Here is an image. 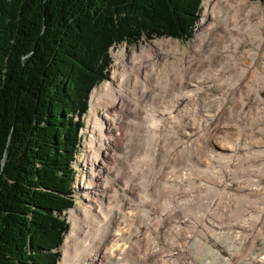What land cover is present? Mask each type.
Instances as JSON below:
<instances>
[{
	"label": "trees",
	"instance_id": "16d2710c",
	"mask_svg": "<svg viewBox=\"0 0 264 264\" xmlns=\"http://www.w3.org/2000/svg\"><path fill=\"white\" fill-rule=\"evenodd\" d=\"M201 1L0 0V264H58L81 115L109 48L189 39Z\"/></svg>",
	"mask_w": 264,
	"mask_h": 264
},
{
	"label": "bare ground",
	"instance_id": "6f19581e",
	"mask_svg": "<svg viewBox=\"0 0 264 264\" xmlns=\"http://www.w3.org/2000/svg\"><path fill=\"white\" fill-rule=\"evenodd\" d=\"M226 1H230V0H226ZM236 1H239V0H236ZM233 2L234 3H231L229 6L221 7L218 5L219 2H214V0H206L204 4V8H203V19L204 20L201 23L200 31L202 32L203 29L207 28V25H208V23L206 22L207 17H209V19H212V18H214L215 20L217 19L218 24H220L221 26L223 25L227 26V28H230L232 30H242L243 27L242 25H239V24L242 23V21L245 18L253 19L252 13L257 8V6L249 8L248 11L245 7L244 10L241 11L239 10L240 6H238L237 2H235V0ZM244 3H246L245 0L241 2V4H244ZM209 27H211V25L208 26V29ZM241 34H245L244 31H242ZM261 35L264 37V34L261 33ZM244 37H249V36L244 35L243 38ZM214 38L216 37L214 36ZM239 40L240 38L237 39V37L231 38L228 41V43L226 42L227 44H229L228 46L226 43L223 45V48L222 50H220V53H219L220 56L224 55L225 58L227 59L226 57V54H227V56H230V58L225 63L218 62L219 66H222V67L227 66V68L230 70L231 68L230 63L233 57V53L235 52L234 50L236 46L233 44L238 42ZM172 43H173V40L172 41L167 40L164 43H158V44L153 42L152 45L150 46L148 45V46H145L144 48H140L139 51L133 50L131 52V55H130L131 59L128 64L124 62L125 55L127 53H125L124 51L125 48H123L121 52L116 53V56L118 55L117 57L118 62L115 63L114 70H113L114 72L112 74V79H118V86H114L113 83L111 82V86L109 87V90L105 91L100 98L99 97L94 98L92 102V107H91L92 97L97 87L94 88L93 90V93H92L93 95L91 96V101H90V110H91L90 115L92 117L89 121L92 123V132L88 140L89 159L88 161L84 162L86 169L83 172V177H84V173L88 174V180L86 181V184H83L84 186H82L83 191L85 192V196L83 197L84 205H83V208H81V214L83 215L79 218L74 217L75 223L73 226L74 227L73 232L70 236L69 241L67 242V250L65 251L64 257L62 255V259H63L62 264H143L142 262L140 263V260H141L140 256L136 255L135 253V251L140 250L141 247L148 249V253H147L148 254L147 256L148 264H237L236 263L237 260H233L232 257L230 258L225 257L221 252L214 250L215 248L213 249V246H212V249L210 248L211 246L209 245V242H210V237H211L210 235L212 234V232L209 230L208 225L204 226L203 220L207 222V217H210V216L213 217L215 215L208 213V211L205 214H196V215L194 214L193 215V214H186V212L189 213L191 208L187 209L185 213L182 212L183 214L182 217L179 215L180 218H182L183 220L186 217L188 218L193 217L195 221L191 223L189 222V219H187L186 221L190 223L188 225H183V226H181L180 224H178L177 226L174 225L176 226V229L179 231V235L174 236L173 232H171L170 234H172V237L174 238H171L170 240L161 237V234L163 232L167 233L169 231L170 226H166L167 229L164 231H161V229H159V226H161L162 228L164 226V222L166 221V219H168L169 221V219L175 220L178 217L175 206H172L175 204L177 205V203H175V200H177L178 198L177 199L175 198L178 195H180L179 198L185 197V195L188 193V190H190V193H189L190 198H188V200H191L192 198L199 195L196 192L198 190L194 186L195 184H192V187L190 188L188 187V189L186 190L182 189L183 186L179 188L178 186H176V184L187 185L188 183H184L186 179H189L190 180L189 182L193 180V177L187 176V174L197 173L200 166L199 168H196L193 165H191L190 162H186L185 167L181 166L180 168L177 169L178 172L176 171V169L172 171L170 170L167 171L165 169L166 167L168 168L170 166L171 160L176 158V154H175L176 152L174 151V149L176 147L184 148L183 143L177 142L174 144L173 147L169 148L167 150L168 155L166 156V159L163 162H161V159H160V167L157 166V159L160 158L161 153L166 150L165 146L168 143L167 139L169 138V134H168V130L166 127H172L174 124L178 122L179 119L177 121L172 120L171 117L174 116L172 114H176V111L178 110L180 111L181 109L183 111V107L185 108L186 105H188L189 103H192L191 101L197 96L199 90H201L205 86H209V85L211 86L217 80V78L227 74L224 71V69H227L225 67L222 70L221 76L214 74V73H217L216 68L218 67L216 68H214V66L212 67L211 66L212 63L210 64L209 62H213L216 60L211 59V57L210 58L206 57L205 56L206 54H204V51L200 48L196 49V52L198 53L197 55H199V59L194 65H193L194 57L193 58L189 57L188 63L186 64H184V61L182 59H174L176 63L175 62L172 63V61L170 62L169 59H167L169 58L168 55H166V57H163L162 54H163V51L166 48L168 49L169 45ZM128 49L130 48L128 47ZM178 50L179 48H176L174 50V53H176ZM178 52L180 53L181 50H179ZM166 53L169 54L168 50L166 51ZM177 53L174 55H177ZM121 60L123 62L120 66ZM203 67H206V68L202 69ZM195 72L201 73L202 78L197 79V81L191 82V86H195V88L192 87L194 94L192 93L187 94V101L185 103H182V105L179 107L181 103L179 102L180 104H176L173 100L176 97L183 94L181 93V89L178 88L177 84L181 83L184 77H186L187 79L190 78L191 75ZM119 75L122 77H119ZM170 75H172L173 78ZM108 78H109V75H108ZM169 95H171L170 100H168ZM193 104H194V101H193ZM167 108H169L170 110H169V113L166 115L163 111L166 110ZM172 110H175V111L174 113L171 114ZM192 113H193V109H192ZM133 115H137V116H133ZM207 116L209 117H207L204 121H196L195 119L196 122H185L184 121L183 123H181V125L187 127V129L190 131L192 135H195L198 133L200 134V132H202L203 129H207L206 131L210 133L212 132L214 135V133L217 132L216 124L213 123L212 125H210V123L211 121L214 122L215 113L213 114L208 113ZM157 117L163 121L162 123L163 126H162L161 131L156 132L153 141H150L149 138H147V133L149 130L147 127L148 125L155 126V124L152 125V123H150V119L157 118ZM131 126L134 129H130L132 128ZM135 127H139L140 142L138 143H133L137 140ZM79 133H81L80 130H79ZM240 137L242 136L240 135ZM244 145L246 146V144ZM110 148H111L112 157L110 156L108 152ZM245 148H242V152L238 154L239 147H237L236 149L232 147L231 149L232 154H230V156H234L240 159V157L243 154L247 153ZM212 151L214 152V154L210 155L211 157H208L206 159L207 161L205 162L203 169L200 170L208 175L210 174V171L211 173L212 172L215 173L221 169L222 170L225 169V167H228V163L230 161V160L225 161V159H218L219 155L223 156L224 149L222 150V147H219L215 151L214 150ZM147 154H148V159L145 160V156ZM130 155L132 157H129ZM116 156H118V160L124 161L126 163L123 167H121L118 163H115L113 161V157H116ZM192 156H193L192 151L189 150L188 159L190 160ZM179 157L182 158V155H179ZM108 160H111L110 164H108ZM112 163L113 165H116L119 168V171L117 172L116 176H119L120 177L119 179L122 182L120 185L121 190L119 189L117 191V193H119L118 198L115 197L116 192H114L113 185L112 183H110V171L109 170L112 166ZM236 163L237 162H235V164ZM106 164L110 166L106 168L107 166ZM207 167H208V171H207ZM210 167H213V168L210 169ZM175 171L177 172V174L173 175ZM243 171H240V172H243ZM204 175H202L203 178H204ZM101 177H103L104 179L103 183H101L102 182ZM142 179H145V180L142 181ZM161 179L165 181L164 183L171 184L169 186L173 185L172 189L175 188L174 191L172 190L174 192L173 197L170 196L172 200L170 205L169 204L167 205V202L170 201L168 198L169 196L166 197L167 196L166 195L163 198H159V194L165 188L164 186L165 184L163 185V183L161 184L159 182ZM157 181L158 183H155ZM93 184H96L97 186L95 187ZM202 186H205V185H202ZM208 192H209V189H208ZM224 194H225V191H224ZM181 195H184V196H181ZM199 198H200V195H199ZM222 198H225V197H222ZM211 200H213L214 202V199H211ZM200 204H203V203H200ZM247 205L249 207V204ZM74 207L70 209V213ZM191 207H193V205ZM156 210H160V212L157 214L158 211L156 212ZM240 213H238V215ZM215 218H217V216ZM238 220L232 224L237 226V224L238 223L240 224V221H241V220L240 221ZM173 222L175 223L177 221H173ZM130 225L136 226V230L134 231V233H136L139 236L140 240H142L141 242L134 241L137 239L134 238L135 236H134V233L130 229ZM263 225H264V220H263ZM71 226L67 234L70 233ZM188 229H190L191 232L188 231ZM253 230H254L253 228L249 229L248 235L251 236V232ZM257 233H261V228L257 230ZM67 234L66 236H68ZM142 237H146L147 239L142 238ZM119 243H121V245ZM242 243L244 242L242 241ZM132 244H134V246H132L128 251H126V245H132ZM219 244L220 243H216V245L218 246ZM262 248H264V244L262 245L261 249ZM174 250L179 251L178 259H175L176 257L172 256ZM229 250H230L229 248H226V251H228V255L231 256L233 251L230 253ZM255 253L257 254L249 257L250 259L247 262V264H251V262L257 258H264V254L263 255L261 254L262 252L255 251Z\"/></svg>",
	"mask_w": 264,
	"mask_h": 264
},
{
	"label": "rangeland",
	"instance_id": "374dc122",
	"mask_svg": "<svg viewBox=\"0 0 264 264\" xmlns=\"http://www.w3.org/2000/svg\"><path fill=\"white\" fill-rule=\"evenodd\" d=\"M233 1L234 0H230V1L214 0V2H219L218 5L221 7L222 6H229L231 3H234ZM243 1L244 0H239V1L235 0V2H237L238 6H240L239 10L243 11L245 7H246L247 11L249 10V8L254 7V6H257V8L252 13L253 19L245 18L242 21V23L239 24V25H242V27H243L242 30H232L230 28H227V26H224V25L221 26L220 24H218L217 19L216 20L214 18L209 19V17H207L206 18V22L208 23L207 28L203 29L204 31L202 30V32H201L200 26H201L202 21L204 20L203 19V8H204V4L206 2V0H202L200 5H199V8H198L199 9L198 20L196 22L194 32L189 39L180 40V39L170 38V37L146 39L145 37H143L141 40L136 41L135 43L129 44L127 42H123L120 44H115L114 46H111L109 48L111 62L108 66L107 76L104 80H102L101 82H98V84L92 88V90L89 93V97H88L87 110L84 113H82V115H81L82 125L78 129L79 145H78L77 153L75 156V160L72 162V166L74 167V170H75L74 179H73V195H72L73 196V207L77 204L78 205L75 206L76 208L75 207L73 208L71 213L69 211L71 208H69V209H66L65 214H62V216L65 218L66 222L68 223V227H69V228H67L66 234L69 232L71 224H72V226H71L70 233L67 234L68 236H66V234H65V236H66V237L64 236L65 240L63 239L62 244L60 246L61 254L59 257L58 264H62V262H63L62 255L64 257L65 251L67 250V242L69 241L70 236L73 232V228H74L73 226L75 223L74 217L79 218L83 215V214H81V208H83V205H84L83 197L85 196V192L83 191L82 186H84L83 184H86V181L88 180V174L84 173V177H83V172L86 169L84 162L88 161V159H89L88 140H89L90 134L92 132V123L89 121L92 117L90 115V113H91L90 101H91V96L93 95L92 92H93L94 88L97 87V89L94 92V95L92 97L91 107H92V102H93L94 98H97V97L100 98L105 91L109 90V87L111 86V82L113 83L114 86H118V79H112V74L114 72L113 70H114L115 63L118 62V58H117L118 55L116 56L117 52H121L122 49L125 48L124 51L127 54L125 55L124 62L126 64H128L130 62V59H131L130 55H131V52L133 50L139 51L140 48H144L145 46H148V45L150 46V45H152L153 42L158 44V43H164L167 40H170V41L173 40V43L169 45L168 49L166 48L163 51L162 56L166 57V55H168L169 58H167V59H169L170 62L172 61V63H174V62L176 63V61L174 59H182L184 61V64H186V63H188L189 57H191V58L194 57V60H193V65H194L197 62V60L199 59V55H197L198 53L196 52V49L200 48L204 51V54H206L205 55L206 57H208V58L211 57V59L216 60V61L209 62V63L210 64L212 63L211 66L212 67L214 66V68L218 67V68H216L217 73H214V74L221 76L222 70L224 69V67L227 68V66H223V67L219 66L218 62L225 63L230 58V56H227V54H226L227 59L225 58L224 55L220 56V54H219L220 50H222L223 45L226 42L228 43V41L231 38H235V37H237V39L240 38V40L238 42L233 44L236 46H235V50H234L235 52L233 53V57H232L231 63H230L231 68H230V70L228 68H227L228 70L224 69V71L227 74L217 78V80L211 86L210 85L205 86L201 90H199L197 96L194 98L195 100L193 99L191 101L192 103H189L188 105H186L185 108L183 107V111H182V109L180 111L178 110V111H176V114H172V113H174L175 110L171 111V114L174 115L173 117H171L172 120H176V121L178 119L179 120L172 127H166L168 130V134H169V138L167 139L168 143L165 146L166 150L163 151L161 153L160 158L157 159V166L160 167V159H161V162H163L166 159V156L168 155L167 150L169 148L173 147L174 144L177 142L183 143L184 148L176 147L174 149V151L176 152L175 153L176 158L172 159L170 166L168 168L166 167L165 169L167 171H169V170L172 171V170L176 169V171L178 172L177 169L180 168L181 166L185 167L186 162H190L191 165H193L196 168H199V166H200L197 173L187 174V176L193 177V180L191 182H189L190 181L189 179H186L184 181V183H188L187 185H178L175 183L176 186H178L179 188L183 186L182 187L183 190L184 189L186 190V189H188V187L189 188L192 187V184H195L194 186L198 190L196 192L200 195V198H199V195H197L196 197L192 198L191 200H188V198H190L189 197L190 190H188V193L186 194L187 196L185 195V197L179 198L180 195H178L175 198V199L178 198L177 200H175V203H177V205L176 204L172 205V206H175V209L177 210L178 217L175 220L169 219V221H168V219H166V221L164 222V226L162 228H161V226H159V229H161V231L166 230L167 229L166 226H170L169 231L167 233L163 232L161 234V237L170 240L171 238H174V237H172V234H170L171 232H173L174 236L179 235V231L176 229V226L178 224L183 226V225L190 224L189 222H191V223L194 222L195 219L193 217H190V218L186 217L183 220H182V218H180V216L182 217V215H183L182 212L185 213L187 209L191 208L190 209L191 212L190 211H189V213L186 212V214H193V215L194 214L195 215L196 214H205L208 211V213L215 215L213 217L212 216L207 217V222L203 220L204 226L208 225L209 230L212 232V234L210 235L211 237H210V242H209V245L211 246V247L210 246L209 247L211 249L213 246V249L215 248L214 250L221 252L225 257H229V258L232 257L233 260H237V262H236L237 264H247V262L250 259L249 257L257 254V253H255V251L262 252L261 253L262 255L264 254V248L261 249L262 245L264 244V225H263V220H264V164H263L264 163V37L261 35V33L264 34V2H261L259 0H245L246 3L241 4V2H243ZM209 25H211V27H209V29H208ZM242 31H244L245 34H241ZM212 32H213V34H212ZM244 35H248L249 37L243 38ZM209 36H210V38H209ZM214 36L216 38H214ZM209 41H211V42H209ZM228 45L229 44H227V46ZM128 47L130 49H128ZM176 48H179V50H181V52L179 53L178 52L179 50H178L177 51L178 53L176 52L177 55H174V54H176V53H174V50ZM167 50H168L169 54L166 53ZM195 57H197V58H195ZM122 62L123 61L121 60L120 66H121ZM214 62H215V64H214ZM206 67H203L202 69H204ZM197 74H199V75H197ZM108 75H109V78H108ZM196 75H197V77H196ZM170 76L173 78L172 75H170ZM119 77H122V76L119 75ZM199 78H202L201 73L195 72L191 75L190 78L187 79L186 77H184L182 79V82L177 84L178 88L181 89V93H183V94L176 97L173 100L176 104L181 103L179 105V107L182 105V103H185L187 101V94H189V93L194 94L192 87L195 88V86H191V82L197 81V79H199ZM170 99H171V95L168 96V100H170ZM193 101H194V104H193ZM202 105H204V106H202ZM185 109H187V110H185ZM192 109H193V113H192ZM169 110L170 109L167 108L163 112L167 115L169 113ZM188 111H190V112H188ZM207 112L209 114L215 113L214 122L211 121V123H210V125H212L213 123L216 124L217 132L214 133V135L212 132L210 133V132L206 131L207 129H203L204 132L202 131V132H200V134L198 133V134L192 135L190 133V131L187 129V127L181 125V123H183L184 121L185 122L204 121L207 117H209V116H207V114H208ZM202 113H203V115H202ZM133 116H137V115H133ZM132 117H130V118H132ZM77 118L78 117H76V119ZM195 119H196V121H195ZM223 119H224V121H223ZM150 123H152V125L155 124V126H149L148 125L147 128L149 130L147 133V138H149L150 141H153L156 132L161 131V129H162L163 121L157 117V118L150 119ZM130 129H134V128L132 127ZM130 129H128V130H130ZM79 130L81 133H79ZM169 130H170V132H169ZM135 131H136L137 140L133 143H138V142H140L139 127H135ZM187 131H188V133H187ZM186 135H188V136H186ZM240 135L242 137H240ZM212 136H213V138H212ZM186 137H188V138H186ZM193 137H194V139H193ZM144 141H145V139H144ZM173 141H174V143H173ZM187 144H188V146H187ZM244 144H246V146ZM219 147H222V150L224 149V153H223L224 157L219 155L218 159H225V161L230 160L228 163V167H225V169H223V170L221 169L215 173H213V172L211 173V171H210L209 175L200 171L203 169V166H204L205 162L207 161L206 159L208 157H211L210 155L214 154V152L212 150L215 151ZM232 147L234 149L239 147L238 154H240L242 152V148L246 147L245 150L247 151V153L243 154L240 157V159H241L240 160L237 157L230 156V154H232L231 153ZM189 150L192 151V154H193V156L191 158L192 160L188 159ZM145 151H146V149H145ZM174 151H173V153H174ZM108 152H109L110 156L112 157L111 148ZM197 152H199V153H197ZM179 155H182V158H180ZM129 157H132V156L130 155ZM147 159H148V154L145 156V160H147ZM113 161L115 163H118L121 167H123L126 164L124 161L118 160V156L113 157ZM181 161H183V162H181ZM235 162H237V163L235 164ZM110 163H111V160H108V164H110ZM108 164H106L107 165L106 168H108V166H110ZM102 167H104V166H102ZM126 167H127V165H126ZM212 168L213 167H210V169H212ZM239 170L240 171L244 170V171L240 172ZM109 171H110V183H112L113 188H114V192H116L115 197L118 198L119 193H117V191L119 189L121 190L120 185L122 183L121 180L119 179L120 177L116 176L117 172L119 171V168L116 165H113V163H112V166H111ZM176 171L174 172L173 175L177 174ZM207 171H208V167H207ZM201 174L202 175L205 174L204 178ZM208 176H209V178H208ZM101 179H102L101 183H103V181H104L103 177H101ZM207 181H209V182H207ZM159 182L161 184L163 183V185L165 184L164 185L165 188L163 189L164 192L162 191L159 194V198H163L166 195H167L166 197L169 196L168 198L170 201L167 202V205L168 204L170 205L172 202L170 196L173 197V194H174L173 191L175 188L172 189L173 185L169 186L171 184L164 183L165 181H163V179H161ZM155 183H158V181ZM208 183H209V185H208ZM196 184H197V186H196ZM93 185L95 187L97 186L96 184H93ZM202 185H205V186H202ZM212 185H214L215 187ZM167 188L168 189L170 188V189L168 190ZM199 188H201V189H199ZM230 188H232V189H230ZM208 189H209V192L211 194L208 192ZM212 190L214 191V193ZM224 191H225V194H224ZM226 192H228V193H226ZM181 196H184V195H181ZM221 196L225 197L226 199L222 198ZM207 199H208V201H207ZM211 199H214V202ZM186 200H188L189 202ZM199 200H201V201H199ZM245 202L247 204H249V207ZM200 203H203V204H200ZM213 203H215V204H213ZM207 204H209V205H207ZM192 205H193V207H191ZM245 205H246V207H245ZM241 206H242V208H241ZM239 208H241V209H239ZM249 208H250V210H249ZM255 208H256V210H255ZM221 211H222V213H221ZM156 212L158 214L160 212V210H156ZM208 213H207V215H208ZM238 213H240L239 214L240 216L238 215ZM246 215H248V216H246ZM216 216H217V218H215ZM240 218H242V219H240ZM187 219H189V222L186 221ZM237 220L238 221L241 220L240 224L238 223L237 226L233 225L232 223L236 222ZM243 220H245V221H243ZM173 221H177V222L174 223ZM174 225H176V226H174ZM244 226H245V228H244ZM187 228H189V227H187ZM252 228L254 230L251 232V236H250V235H248L249 234L248 230L252 229ZM259 228H261V233H257V230ZM130 229L134 233V231L136 230V226L130 225ZM243 229H245V230H243ZM223 230L225 231V233ZM188 231L191 232L190 229H188ZM218 231H219V233H218ZM121 234H123V233H121ZM166 234H167V236H166ZM237 234H239V235H237ZM230 235H231V237H230ZM253 235H254V237H253ZM134 236H135L134 238L137 239V240H134L135 242H139V241L141 242L142 241V240H140L139 236L136 233H134ZM142 238L147 239L146 237H142ZM64 241H65V243H64ZM239 241H240V243H239ZM242 241L244 243H242ZM167 243H168V241H167ZM216 243H220L219 246L216 245ZM119 244L121 245V243H119ZM132 246H134V244L126 245V251H128ZM226 248L230 249L229 250L230 253L233 251L231 256L228 255V251H226ZM218 249H220V250H218ZM135 253H136V255L140 256V259H141L140 263L142 262L143 264H148V257H147L148 256V254H147L148 249L147 248L141 247V249L136 250ZM143 255H144V257H143ZM172 256L176 257L175 259H178L179 251L174 250ZM251 264H264V258H257L255 260H253L251 262Z\"/></svg>",
	"mask_w": 264,
	"mask_h": 264
}]
</instances>
